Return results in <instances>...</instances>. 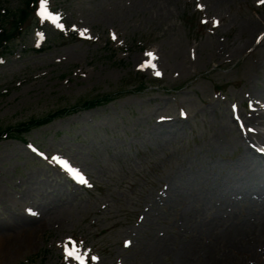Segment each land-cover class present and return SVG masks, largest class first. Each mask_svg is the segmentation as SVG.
<instances>
[{"label": "rangeland", "instance_id": "obj_1", "mask_svg": "<svg viewBox=\"0 0 264 264\" xmlns=\"http://www.w3.org/2000/svg\"><path fill=\"white\" fill-rule=\"evenodd\" d=\"M24 1L0 0V13H17ZM42 5L0 52V129L78 108L0 140V226L23 238L27 221L46 225L0 264H80L69 250L85 264H146L156 228L187 245L190 234L164 214L159 195L169 176L239 171L232 163L243 149L221 153L214 137L220 130L233 142L234 120L253 113L248 94L264 92V3L47 0L43 15ZM157 57L163 64L154 67ZM105 94L116 97L81 107ZM163 122L178 126L168 133ZM244 257L217 260L256 264ZM161 264L180 263L171 255Z\"/></svg>", "mask_w": 264, "mask_h": 264}, {"label": "bare ground", "instance_id": "obj_2", "mask_svg": "<svg viewBox=\"0 0 264 264\" xmlns=\"http://www.w3.org/2000/svg\"><path fill=\"white\" fill-rule=\"evenodd\" d=\"M153 60L154 67L163 64L161 58ZM141 62L144 63L145 59ZM248 99L253 113L247 120H234L238 131L233 142L222 138L220 130L214 137L221 153H226L230 146L243 149L232 163L239 171L229 175L225 168V171H220L224 173L222 178L214 180L197 174L169 176V186L159 195L165 203L162 210L167 216L173 213L175 225L179 223L181 233L184 236L190 234L191 238H188L187 245L177 248L175 240L173 242L167 232L156 228L150 246L145 248L146 264H161L165 257L171 255L180 264H218L217 259L228 262L230 253L234 251L248 255L244 257L246 261L251 258V263L264 264V92L249 93ZM168 124L163 122L160 127H169L168 133H173L178 124ZM216 151L211 150L212 153ZM147 217L153 223L160 218L159 214H147ZM27 222L30 223L23 232V238L14 233L11 235L0 226L1 256H12L32 245L46 226L43 219ZM138 243L143 244L139 239ZM221 245H225L226 250L218 252ZM202 246L206 249L203 255L209 257L200 262L197 255H200Z\"/></svg>", "mask_w": 264, "mask_h": 264}, {"label": "trees", "instance_id": "obj_3", "mask_svg": "<svg viewBox=\"0 0 264 264\" xmlns=\"http://www.w3.org/2000/svg\"><path fill=\"white\" fill-rule=\"evenodd\" d=\"M37 0H25L24 6L17 13H11L6 11L2 16L0 15V51L7 50L10 44L16 39L23 35V27L26 21L31 17L33 10L37 7ZM10 23L8 27L7 24ZM116 96L112 94H105L100 97H96L90 100H85L81 103L82 108H92L98 105L104 104L106 102L112 101ZM78 107L62 108L55 112L49 113L41 118H32L28 121L22 122L18 127H7L5 129H0V140L3 137H16L15 132L23 135L28 133L34 128L41 127L52 122L54 119L70 113L72 110H76Z\"/></svg>", "mask_w": 264, "mask_h": 264}, {"label": "snow or ice", "instance_id": "obj_4", "mask_svg": "<svg viewBox=\"0 0 264 264\" xmlns=\"http://www.w3.org/2000/svg\"><path fill=\"white\" fill-rule=\"evenodd\" d=\"M261 2L264 3V0H261ZM46 4H47V0H44V5H46ZM44 5L41 6V14L42 15L47 10L46 7H44ZM148 55L151 56L152 54L149 53ZM157 75H160V73L157 72ZM63 163L67 164V161H63ZM72 172L76 173L77 170L76 169H72ZM81 182L86 183V181H84L82 177H81ZM68 255L70 257L74 256L77 261H80V264H85L84 257L80 254V252L78 250H69L68 251ZM93 259H95V257H93Z\"/></svg>", "mask_w": 264, "mask_h": 264}]
</instances>
